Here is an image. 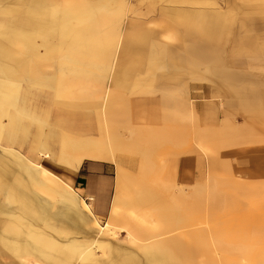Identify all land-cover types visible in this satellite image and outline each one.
I'll return each instance as SVG.
<instances>
[{
    "label": "rangeland",
    "instance_id": "374dc122",
    "mask_svg": "<svg viewBox=\"0 0 264 264\" xmlns=\"http://www.w3.org/2000/svg\"><path fill=\"white\" fill-rule=\"evenodd\" d=\"M178 1L124 0V3L121 1L123 4L119 18L113 20L115 18L110 17L111 26L108 25L109 21L100 23L98 33L103 45L106 31L117 27L119 19L123 21L121 32L125 47L117 62L123 70L121 78L112 85L104 79L99 69L85 66L84 69L82 67L84 73L78 75L69 66L63 68L62 72L72 77L73 82L61 81L50 88L56 103L67 105L71 112L81 113L77 123L79 121L80 125L89 124L93 127L97 139L103 138L105 133L111 135L117 156L124 157L123 163L127 170L138 172L141 164L149 169L154 166L162 170L160 177L165 183L155 188L158 193L156 196H151L153 188H150L148 202L140 201L142 195L134 192V184H124L123 199L114 213L113 202L110 212L104 214L97 211L93 196V199L81 195L77 198H84L92 205L102 225L110 224L109 234H104L108 244L136 254L142 260L145 259V245L165 249L169 244L181 259L187 249H195L197 254L194 261L207 260L212 251L228 253L223 250H236L240 246L235 245L233 240L222 247L216 238L213 240L210 235L208 238L203 236L206 232L215 236L239 237L242 235L240 229L244 228V241L241 245L244 246V253L233 255L238 261H244V264L258 262L263 257L258 249L264 248V243L258 244L262 242L260 239H264V5L259 6L261 0H201L202 3L198 4ZM220 7L228 15L226 23L229 24V28L223 30L221 35L225 37L222 43L208 44L203 38L204 32L183 39L185 29L190 27L191 18L179 16L174 11L217 10ZM105 12L112 15L109 8ZM130 22L137 23L133 30L141 33L140 36L132 39L127 37V34H131L128 26ZM149 32L158 36L154 37L159 41L158 44L162 45V42L165 47L178 50L168 52V49L158 48L159 52H155V39L149 38ZM186 44L194 45L192 49L188 48L191 55L184 58L182 49L185 50ZM23 55L16 48L15 57ZM190 63H197L198 67L187 69ZM39 67L43 71L57 68V72H60L59 56H52L49 62H43ZM193 72H196L195 76L191 74ZM120 82L123 84L116 91V85ZM37 86L34 84L33 87ZM106 86L111 88L112 95L111 100L109 96L103 117L101 106L97 105V95ZM42 89L48 90L46 87ZM59 107L57 105L53 108ZM68 117L56 116L55 112L49 115L43 111L40 121L34 120L33 127L27 130L28 137L32 139L36 133L39 139L46 140L49 127H52L55 130L50 139L56 140L54 144L58 146L61 141L82 135L84 132L76 131L72 126L62 128L69 121ZM12 119V123H23L32 119V116L18 119L13 112ZM227 123L237 129H244V138L247 134L251 135L250 127L253 126V134L257 132L260 137H241L235 143L222 142L230 134L221 131ZM105 128L109 132H105ZM33 143H38L37 138ZM122 143L124 145L120 148L118 145ZM31 147V143L23 146L26 152ZM183 157H195V160L186 159L184 163ZM216 159H220L218 165L213 163ZM43 163L65 179L64 166L50 159L43 160ZM109 163L116 182L115 195L117 167ZM235 179L244 182V190L249 186L251 189L244 191V201L235 205L237 218L226 219L232 231L218 233L220 229L215 230L213 222L217 213L209 210L212 196L210 190L215 185L223 190L232 189ZM12 182L10 180L6 189L10 190L12 186L19 191L22 188ZM31 188L28 191L32 196L35 193L38 197L39 194L42 206L37 202L30 217L45 218L44 222L49 225H66L62 219L61 204H52L47 201L46 195ZM2 189L0 203L6 201L15 207L17 201H7L5 188ZM132 189L133 194L130 195ZM21 195L19 193L16 197ZM26 207L25 210L29 209L28 205ZM47 223L43 225L46 231L55 233ZM67 230L72 237L83 236L75 225ZM129 234L133 236V241L129 239ZM94 236L84 235L88 239ZM197 237L200 239L195 240ZM6 251L0 249V254ZM7 252L9 254L0 255V264L21 261L20 256L26 255L25 251ZM98 253H102L101 249H98Z\"/></svg>",
    "mask_w": 264,
    "mask_h": 264
},
{
    "label": "bare ground",
    "instance_id": "6f19581e",
    "mask_svg": "<svg viewBox=\"0 0 264 264\" xmlns=\"http://www.w3.org/2000/svg\"><path fill=\"white\" fill-rule=\"evenodd\" d=\"M121 1L124 3V0ZM121 1L0 0V191L3 190L2 187L5 188L7 201L11 203L17 201L15 207H11L6 201L0 203V215H2L0 216V249L11 250L13 253L25 251V256L19 255L22 257L21 261H12L9 264H148L147 261H153L154 264H244V261L243 263L238 261L233 255L244 253V246H241L244 241V228L240 229L242 235L239 237L219 234L215 236L213 233L209 234V231L206 232L203 236L208 238L210 235L213 240L216 238L222 247L233 240L234 244L240 247L236 250H223L228 253L212 251L207 260L203 261L193 260L197 254L195 249H187L186 255L181 259L175 255V250L170 244L165 249L145 245L143 247L144 260L136 254L108 244L104 234H109L110 224L102 225L92 205L84 198H77L80 194L73 185L43 163L46 159L56 161L68 172L78 170L86 160L110 161L115 164L117 191L113 198V213L116 212L123 199L124 184L135 185L132 187L136 188L134 192L142 195L141 202H148L150 188H153L150 192L151 196H156L158 193L155 188L165 185L160 177L162 170L154 166H150L149 169L141 164L138 172L127 170L123 163L124 157L118 158L117 156L111 135L105 133L103 138L97 139L93 134L95 130L93 127L89 124L80 125L79 121L77 123L81 113L71 112V108H67V105L56 103L55 95L50 91L54 83L73 82L72 77L62 72L63 68H69V66L74 68L78 75L84 73L85 66L99 69L110 85L121 78L123 67H120L117 62L119 54L125 47L121 32L123 21L119 19L117 27L106 31L103 45L98 33L101 22L109 21L110 17L115 18L113 20L119 18V10L123 4ZM178 2L202 3L201 0H179ZM263 5L264 0H261L259 6ZM106 8L112 10V15L109 16L105 12ZM205 10L208 9L174 11L179 16L191 18L190 27L185 29L183 39L193 37L197 32H204L203 38L208 44L217 43L219 45L225 40V37L221 36L223 30L229 28V24L226 23L228 15L221 7L217 10ZM108 25L111 26V21ZM128 26L129 33L131 32L127 34L129 39L141 35L133 30L137 23L130 22ZM148 36L151 40L158 38L151 32ZM158 42L154 40L155 49H157L155 52H159L158 48L168 49V52L178 50L167 48L164 43L160 42L162 44L160 45ZM193 45L186 44L185 50L182 49L184 58L191 55L188 48L192 49ZM16 48L22 55L24 54L22 57H15ZM54 55L59 56L60 72H57V68L43 71L39 65L49 62ZM197 65V63H190L187 69ZM191 74L195 76L196 72ZM34 84L38 86L33 87ZM122 84V82L117 83L116 91ZM111 95L112 91L111 88L108 89V86L102 87L97 95L99 100L97 105L101 106L100 112L103 117H105ZM57 105L60 107L53 108ZM43 111L49 115L55 112L56 116H72L68 117L69 121H66L62 128L72 126V129L84 133L69 141H61L58 146L54 144L56 140L50 139L51 133L54 134L55 130L52 127H49L46 140L39 139L36 133L31 139L28 137L27 130L33 127L34 120L40 121ZM13 112L18 119L28 116H32V119L23 123L19 121L16 124L12 123ZM7 117H9L8 121H5ZM254 130L255 128L251 126V134ZM105 132L109 130L105 128ZM218 135L221 136V134ZM35 138H37V144L33 143ZM236 141L238 140L235 138L230 140L231 143ZM222 142L228 143L227 141ZM29 143L33 147L26 152L23 146ZM18 144L23 146H17ZM123 145L124 143L118 146L121 148ZM213 163L218 165L220 159L214 160ZM10 180L22 188L19 191L15 187L13 189L12 186L10 190L6 189ZM31 187L46 195L47 201L52 204H61L62 219L66 225L58 227L56 224L49 225L44 222L45 218L30 217L37 202L39 206H42L39 194L38 197L35 193L32 196L28 191V188L32 189ZM231 188L223 190L215 185L210 190L212 196L209 201V210L211 213H217L213 222L215 230L220 229L218 233L232 231L228 228L226 219L235 220L237 218L235 205L241 204L244 201V191L251 189L249 186L244 190V182L237 179ZM133 189L130 190V195L133 194ZM19 193L22 195L16 197ZM90 198L93 199L92 196ZM248 202L252 205L251 201ZM26 205L29 208L27 210H25ZM45 223L56 232H47L43 227ZM74 225L78 227L83 236L69 235L67 228ZM85 234H95V236L88 239L84 237ZM129 239L133 241L131 234H129ZM199 239L200 237H197L195 240ZM260 241L262 242L258 244L264 243V239ZM98 249H101V254L98 253ZM258 250L263 257L258 262H248V264H264V248ZM7 251L4 253L9 254ZM4 253L0 255H5ZM10 256L13 255L10 254Z\"/></svg>",
    "mask_w": 264,
    "mask_h": 264
},
{
    "label": "crops",
    "instance_id": "0c3cea01",
    "mask_svg": "<svg viewBox=\"0 0 264 264\" xmlns=\"http://www.w3.org/2000/svg\"><path fill=\"white\" fill-rule=\"evenodd\" d=\"M247 125L246 131L249 128L250 122ZM221 131H228L230 133L225 137L226 141H230L232 138L237 140H240L239 138L241 137L244 138V129H237L231 123L225 124ZM248 137L254 139L259 138L260 135L257 134V132L256 135L247 134L244 139H248ZM186 159L188 158L183 157L182 161L184 160V163H186ZM188 160L194 161L195 157ZM109 162L110 161L86 160L78 170L68 172L65 169L63 173L65 180L70 182L81 196H93L97 211L104 214L109 213L112 208L113 193L114 189H116V182L112 176V165ZM192 172H194V170ZM181 177H183V174Z\"/></svg>",
    "mask_w": 264,
    "mask_h": 264
}]
</instances>
